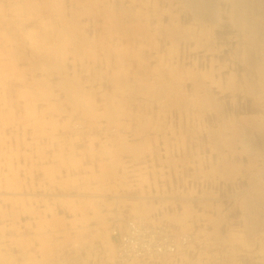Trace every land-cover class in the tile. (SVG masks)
I'll return each instance as SVG.
<instances>
[{"label":"rangeland","instance_id":"obj_1","mask_svg":"<svg viewBox=\"0 0 264 264\" xmlns=\"http://www.w3.org/2000/svg\"><path fill=\"white\" fill-rule=\"evenodd\" d=\"M32 1L0 0V17H5L4 20H0V43L2 42L0 45L4 44V36H7L10 60L14 62L9 67V78L7 81L8 104L5 109L2 63V51L4 49H2L3 45L0 46V230H2V217L5 208L3 198L7 195L10 200L6 206L9 210V215L10 217L16 216L15 219L9 220L10 231L8 235L15 237L18 232L22 238L19 245L9 246L7 255H5L2 242H0V253L2 254L0 255V264H4L5 259L10 264H22L23 261L30 260V249L32 248L31 233L34 231L32 227L38 224L37 220L39 218L34 212H38L43 219L47 216L46 214L50 216L56 215L61 218L59 223L63 221L69 223L68 221L73 216L77 217L69 211H104L105 214L102 215L110 222L114 217L119 219H114L113 222L115 220L123 222L124 219L125 222H129L130 220H127L128 217H136L138 215L150 221L172 224L174 228L182 227L183 231H190L191 234L188 239L190 240L191 238L190 241L192 242H186L180 253L183 250V253H185L184 257H187V259L196 257L204 261L205 264H264V254L260 255V251L256 247L243 245V234L239 232L241 226L244 228L251 227L248 215H253V212L245 211L246 208L257 206L253 199L244 200L245 193L244 191L241 192V189L248 184L246 179L220 178L218 177V172L211 173L210 170L209 172L217 177L207 176L206 178V174L200 173L199 177L195 176L194 178L192 177V172L194 174L196 170L198 171L195 167L174 168L164 162L159 163L160 159H170L181 155L190 156V152L179 153L175 146L171 147L170 152H165L163 147L152 152L151 148L149 151H143L137 156L132 155L128 151L116 153L112 148L108 150L105 148V151L103 148L100 152L96 151V159L93 155L77 150L76 146L80 139H78V134L74 130H67L68 126L64 124V113L69 117H71V114L75 115L74 118L78 117L72 112L70 105L62 99L61 90L53 85L59 81L58 73H51L46 77L45 74L47 73L41 72V70L36 71L29 67L37 60H45L33 55L32 48L35 47L39 51L42 48L49 47L53 51L59 50L62 48L61 44H63L64 35L62 32L68 30L69 25L65 27L63 23L53 20L54 17L52 16L57 15L54 9L50 13L52 18L47 22L44 16L48 14L50 8H33V5H31ZM52 1L54 2V0ZM60 1L56 0L55 2L57 4L61 3L64 6L61 7L63 12H67L70 15L71 11H73V8H71V5H74L72 4L73 1ZM102 1L103 6L106 5L99 7H103L104 15L94 14L97 18H94V15L88 12L84 13L82 10L80 12L79 7L76 6L80 20L78 30L85 32L89 38H95L97 32L101 33L100 36H104L103 28L99 29L98 23L96 24L95 22H103L105 24L106 16L112 15L110 7L112 5L117 7L114 4L116 0ZM185 1L191 3L192 0ZM195 1L208 2L210 7L214 8L212 10L215 12L213 15L216 17V22L211 30L213 49H195L191 58H195L198 61V67L200 68L208 67L209 69H214L215 78L222 82H225L228 74L237 73L236 78L240 77L238 79L240 80V87L235 90L229 91V89L219 84L213 88L215 107L201 115L205 121L200 119L198 126L201 129L204 126L203 123L207 121L209 126L217 128L220 127L219 123L228 121V123L225 122L228 132L233 126L237 129L234 128L232 131L234 136H231L234 138L230 136V142L234 143L235 146H239L241 143L253 148L259 146L257 148L258 150L261 148L262 152L257 160L258 166L259 164L262 165L261 159H264V80H261V78L262 76L264 77V74L262 75V72L264 73V0ZM61 9L60 13L64 14ZM38 19H40V23H38ZM21 20L23 24L19 23ZM9 31L14 33L16 37H14V40L8 36ZM12 47H16V49H12ZM92 49H94V45ZM19 53H22L21 57ZM261 68L263 71L260 70ZM26 77L28 79L46 78L47 84L53 85L55 94H58L56 97L61 98L60 102L62 104L65 103L68 112H48L46 110L47 98L45 95L40 94L42 86L38 88L30 85L25 86ZM47 87L45 88L47 89ZM261 95H263L262 98ZM5 114L8 117L7 127H5ZM186 122L185 120H175L176 128L179 132H181V123ZM56 123L58 126L55 125ZM55 131L56 134H54ZM229 134L231 133L229 132ZM101 135L104 136L103 133ZM5 137H7V168L4 166ZM71 137L74 139L72 140L73 142L70 140ZM178 137L177 139L174 136H170L169 143H179L177 148H180L182 143L185 145L191 143L189 136L185 137L184 142H182L180 136ZM125 138L127 139V136ZM65 140H68V142ZM199 140H202L199 141L200 143L206 142L205 132L199 136ZM192 142L196 141L192 140ZM216 143L225 144L226 142L222 139H216ZM73 147L75 150H72V152L79 159L74 164H71L73 166H70L69 161L67 162L66 160V154ZM98 148L96 146V149ZM107 153L108 155H106ZM114 153L119 157L118 161L115 162L111 161V154L114 155ZM86 158L89 161L93 160V164H88L89 161ZM247 158L244 157V160ZM109 162L114 164L112 167L113 173L107 168L110 164ZM222 170L225 174L227 173L225 169ZM90 171L98 174L96 179H91L92 183L91 181L90 183L86 182L87 173ZM199 171L201 172L200 169ZM215 171L217 170L215 169ZM5 173L8 174L9 180L16 182L14 186L21 188L20 191H9L8 193L3 191ZM56 173L59 175H56ZM108 173L112 176H109ZM263 173L264 170L260 172V174ZM79 175L84 178H79ZM49 177H54L57 180L64 178L68 182V186L64 189H57L54 193L23 190L29 185L38 187L41 181L47 184ZM71 177L78 178V182H74ZM204 189L210 190L212 195L210 199L202 198ZM30 197H42L47 203L41 202L30 207L25 205L21 208L15 201L19 198L26 199ZM256 202L260 203L257 206V210L261 209L262 204L264 209V200L259 199ZM217 205L219 207L218 210L224 211L225 215V221L220 226L223 235V239L220 242L227 240V238L231 241L226 246V249H221L216 244H213L214 240L220 237V233L218 231L216 233L215 231H210L211 228L206 221L203 219H199L198 222H196V219L195 222L191 221V211H206V209L214 211ZM47 206H49L50 211L44 210ZM137 210L145 213L139 214ZM48 211L49 213H47ZM168 213L171 218L166 216ZM154 216L160 219L156 220ZM212 217L217 218L208 216L207 220L211 224L217 225L218 220L214 222ZM125 227L119 225L116 228L117 234H112L119 236L118 244L120 243L121 235L128 229L127 226ZM240 231L243 232V230ZM161 258L165 259L166 256H161ZM152 259H155V257L145 260ZM126 260H122L124 262L120 261L119 264L132 262L127 258ZM157 260L156 264L174 262V260L169 261L170 258L162 260V262L158 258ZM176 262H178V259Z\"/></svg>","mask_w":264,"mask_h":264},{"label":"crops","instance_id":"obj_2","mask_svg":"<svg viewBox=\"0 0 264 264\" xmlns=\"http://www.w3.org/2000/svg\"><path fill=\"white\" fill-rule=\"evenodd\" d=\"M121 1H123L122 2L123 7L126 10L129 9L131 12H130V15L129 13L124 15V18L123 16L122 18L121 17L117 18L118 20L117 22H118L120 29L118 33L113 34V36H111L112 37L111 43H112V46L114 47L113 56L110 55L109 57L106 58L103 56L102 53H97L94 57H89V58L85 57L83 59L77 58L74 62L70 61L72 60V58L68 56L67 69L69 70V72L76 71L77 75L80 78V81L84 84L85 89L93 90V92L95 93V98H96L95 103L97 104L96 109L98 112H101V114L105 106L104 101L101 100L103 93L109 94L110 96L118 99L117 101H115L116 105H119L120 108H125L126 112L122 113L123 115L117 114L115 112L112 115V119L121 123L120 128L123 132H125L122 134H125V136H127V139L125 138V140L128 143H130V147L134 146L135 144H136L135 146L140 145L139 147L140 150L138 151L139 153L143 151H148L151 148H152L151 151L154 152L157 149H161V147H163L165 151L166 149L164 147L165 140H163V137L167 136V143L168 145H170L169 146L170 150L172 146H175L176 150L179 151V153L183 154V152H190V156H192L193 158L187 155L185 158V156L181 155L179 158L178 156L173 157L175 160L174 161L175 163H170L169 161H167L168 160L167 158H165L164 160L160 159L159 163L164 162L168 166H172L174 168L183 167V166L184 167H195L196 169H198V171L196 170L194 174L192 172V177L194 178L195 176L199 177L200 173L206 174L205 176L206 178L207 176L217 177V176L212 175L209 172V170L212 167L222 168L223 166L222 164L224 163L220 162L221 165L219 166V161L225 162L223 161V159H226L225 167L234 163L235 166H238L240 168V172L237 174L234 173L231 175L229 174L227 175L222 170L223 168L222 169L219 168L221 171L218 172L219 174L218 177L233 178L235 176L234 178L246 179L248 181V184L246 183L247 185L243 186V188L241 189V191L245 192L244 200L247 201L248 198H250L249 200L253 199L255 200V203L257 204V206H259L260 203L256 202V200H259L261 198H262L261 200H264V195L257 196L255 193H253V190L258 183L257 181L258 177H256L257 171H255V169L251 166L252 163L249 161V156H248L249 154L247 155L246 152L242 150L243 146L241 144L239 146L231 145L233 146L232 147L233 150L230 151L227 146L222 144V146L220 145L221 148L219 147V150H216V147H217V146L215 147L216 142L214 143V138L212 137L211 131L208 132V130L212 129L211 127L208 126L207 124L208 122L207 121L204 122L203 123L204 126L201 129L198 126V121L200 119L202 120L204 119L201 116H200L201 118L200 117L198 118L197 108L190 101L191 98L196 95L195 86H194L195 80L190 81L189 78H186L183 81H181L182 79H180V82H178L175 76L172 77L173 79H171L173 89L181 90L184 94L185 99L187 96V101H188L186 102V104L188 103L187 108H186L187 110L186 112L188 113L187 116H185V114L181 115L180 111H184V109H178L175 106H173L172 103L170 104L169 101L171 100V98L170 100L166 101V98L164 97L166 93H164L162 89L161 90L159 89L158 84H157V89L155 91L148 92V88L153 87V83L155 81H156L155 83L159 82L158 80H156L159 78L157 76L158 72L159 71L163 72L164 69L165 71L167 69L166 71L167 76L164 78V81L165 79L170 78V74L168 73L171 69L174 71L176 70L180 71L183 67L184 68L188 67V68H193L196 72L199 70H204V69L208 70V67H201V68L198 67V61L195 58H191V55L194 53L195 49H199V48L206 49V47L203 46V44H209L207 43V41L210 42V40H212L211 30L213 28V25L216 22V17L215 15H213V13L215 12H213L212 10L214 8L210 7L208 2L207 3L205 1L199 2L195 0H192L191 3H189L188 1L186 2L185 0H116V2H121ZM126 7H129V8H126ZM139 10H141L140 11L141 16L135 15L137 12H139ZM147 20H148V24H147ZM170 24L175 27L177 32L171 31L167 33L163 31L165 27L169 26ZM160 30H162L163 32ZM186 30H189L190 32H192V34L194 33L193 34L194 38H188L190 34L189 32H186ZM97 33H96L97 36L101 35V33L100 34H97ZM155 33H157L158 35ZM161 34L162 35L165 34V35L162 36ZM175 36H176V39H175ZM182 37H184L185 40H183L184 38ZM186 37L188 40L186 39ZM107 38L106 40L110 39V38L108 39ZM178 40L179 42H177ZM198 42H200L201 44L199 45ZM171 46L173 48H176L177 51L175 49L169 50ZM144 52H148V53H144ZM122 53L123 55H120ZM114 55H116V57H114ZM133 55L134 56L136 55V56L132 57ZM116 60L118 61L116 62ZM147 63L149 66L147 65ZM176 66L177 68H175ZM142 74L144 77L142 76ZM143 78H145V80H143ZM126 79H127V82L125 81ZM146 80H149V81H146ZM176 83H179L180 85L179 84L177 85ZM131 84L132 86H130ZM139 84H141L142 86L141 85L139 86ZM175 86L176 88H174ZM146 87L148 88L146 89ZM214 87H215L214 85H211V88H210V92L212 93L213 96H214V93H213ZM115 88L119 90L120 89L124 90L123 99L119 97L120 94H117L115 92ZM145 89H146V92L144 93ZM140 93L143 94V96ZM159 93H160V96H158ZM146 96H147V99L145 100ZM125 97H126V100H125ZM165 102H168L169 105L165 106L164 104ZM127 111H128L129 116L127 114ZM191 111H192V114H191ZM208 111H209L208 109H204L202 114L207 113ZM117 116H119V118ZM64 118H65L64 121L66 122L69 121L67 120L69 118H67V114L65 113H64ZM133 118H135L136 120ZM141 118L143 119L141 120ZM104 119L106 118L99 117L98 120L96 121L101 120L102 122V120ZM183 119L187 122L181 123V132H179L178 129L176 128L175 120L184 121ZM143 122L148 123L147 126L149 125L150 126L149 127L146 126V128L142 130L141 124H143ZM97 128L98 127L96 124L94 125L92 124L90 128L79 133L78 139L80 140L76 146L77 150L93 155L95 159L97 158V155H96L97 150L98 152L102 151L103 148H104V151H105V148L108 150L111 148L112 143H113L111 142L112 139H107L108 138L107 136L102 137L103 135H101V132ZM159 128L161 129L159 130ZM145 130H147L148 132ZM184 131L190 132L189 133L190 140H191L190 144L185 145L182 143V145L180 144V148H177V146H179L178 144L169 143L170 136H174L178 139V136L181 137V134L185 133V136L188 137V135ZM203 132H205L206 134L207 143L205 141L203 143L199 142V141H202V140H199V136L203 134ZM70 140L71 142H73L72 140L74 139L71 137ZM192 140H195L198 143L196 144V142H192ZM65 141L68 142V140H65ZM148 141H150L149 144L151 148L146 147L148 146ZM96 146H98L99 148L96 149ZM234 147L236 150L234 149ZM112 149L115 150L116 152L117 150L119 152L123 151V150L118 149V146L116 144H113ZM70 150L71 151L66 154L68 156V157L66 156V160L67 162L69 161L70 166H73L71 164H74V162H77L79 157L77 158L74 152H72V150H75L74 147L73 149H70ZM237 151L238 152L240 151L239 152L240 154ZM128 152L134 156H137L139 154V153L136 154V152L134 153V149L129 150ZM244 157L246 158L248 157V158L244 160ZM173 158H170V159H173ZM90 163L93 164V160L89 161L88 164ZM256 164L258 165V161ZM250 166L251 168H249ZM201 168L205 170H202ZM199 169L201 170V172L199 171ZM97 176H98L97 172H94V171L88 172L86 176L87 178L86 182L90 183L91 179H96ZM78 177L82 179L84 178L82 175H79ZM261 177L264 180V173L262 174ZM71 179L74 182H78V178L71 177ZM204 190L202 191V193L203 194L205 193V194L202 196V198L210 199V197L212 196L210 190L208 189H204ZM251 190H252V193H251ZM246 195L247 196L249 195V196L247 197ZM262 205L260 207L261 208L260 210H257V206L256 207L251 206V208H246L245 211L253 212V215H248L249 217L248 219L250 221L251 227L244 228L241 226V228L239 229V232L243 234V239H242L243 245L248 246V247H256V249H259L260 255L264 254L263 253L264 252V221H263L264 220L263 218L264 209L262 208ZM218 208L219 207L217 205L215 206L214 211H209L208 209H206V211H191L190 216H191V221L195 222V219H196V222H198L199 219H203L204 221H206V223L211 228L210 231H215V233L216 231H218L220 233L219 234L220 237L218 239H215L213 244H216L221 249H226V246H228V244L231 241L229 240V238H227V240L220 242V240L223 239V235L221 233L222 229L220 226L225 221V215H224V211H220L218 210ZM44 210L50 211L49 206L45 207ZM49 211L47 213H49ZM69 212L73 213V215H76L78 218L73 216L68 221L69 223H65L64 221L59 223V220H61L60 217L56 215L50 216L46 214L47 216L44 218V220L48 221L49 224L47 225L37 224L35 225V227H32L34 231L33 233H31L32 248L30 249L31 258L29 261L34 262V264H117L115 262V252H116L119 236L118 235L114 236L111 234L110 232L111 223L107 218L104 217V215H102V214H105V212L104 211H69ZM166 216L171 218L169 213L166 214ZM175 216H178V215H175ZM208 216L217 217L218 224L217 225L211 224L207 220ZM155 218L157 220L159 217L158 218L155 217ZM243 219H244V216H243ZM240 230H243V232H241ZM179 254L174 258V262H170L169 264H205L204 261H201L196 257L187 259V257H184L185 253L181 252ZM181 254L183 255L181 256ZM177 259H178V262H176ZM128 264H139V263L130 262ZM162 264H168V263L165 262Z\"/></svg>","mask_w":264,"mask_h":264},{"label":"bare ground","instance_id":"obj_3","mask_svg":"<svg viewBox=\"0 0 264 264\" xmlns=\"http://www.w3.org/2000/svg\"><path fill=\"white\" fill-rule=\"evenodd\" d=\"M56 0H54V2L52 1V0H33L32 2H31V5H33V8L34 7H37V8H40V9H45V8H47V9H49V11H48V14L46 15V16H44L45 18H46V21L48 22L49 20H50V18H52V17H54L53 18V20L55 21V22H61V23H63L64 25H65V27H66V25H69L68 26V30H64L62 33H63V35H64V37H63V44H61V46H62V48H60L59 50H55V51H53V49H50V47L49 48H42V49H40V51H39V49H37V48H35V47H33L32 49H33V55H35V56H38V57H40V58H44L45 60H40V61H36V62H33L29 67H31L32 69H34V70H36V71H38V70H41V72H45V73H47V74H45L46 75V77H47V75H49V74H54V73H58V76H59V81H57V83L56 84H53L54 86H56L57 88H59L60 90H61V92H62V99L63 100H65L69 105H70V108H71V110H72V112L74 113V114H76V116L78 117V118H74V116L75 115H70L72 118H70L69 116H67V118H69V119H67V120H69L68 122H64V124L65 125H67L68 126V128H67V130L69 129H71V130H74L75 131V133H77V134H79V133H81L82 131H85L86 129H88V128H90L91 126H92V124L94 125V124H96L97 125V129L100 131L101 130V133H103L104 134V136H107L108 138L107 139H112V141L111 142H113L112 143V146H113V144H116L117 146H118V149H120V150H125V151H129V150H132V149H134V153L136 152V154H138L139 152V147H140V145L138 146H132V147H130V143H128L126 140H125V134H122V133H125V132H123L122 130H121V128H120V126H121V123L120 122H118V121H116V120H113L112 119V115L116 112L117 114H122V113H124V112H126V110H125V108H120L119 107V105H116V103H115V101H117L118 99H116V98H114V97H112V96H110L109 94H104L103 93V95H102V101H104V110L102 111V114H101V112H98L97 111V104L95 103V93L93 92V90L92 89H85V86H84V84L80 81V78H79V76L77 75V72L76 71H73V72H69V70L67 69V61H68V56H70L71 58H72V60H70V61H72V62H74L77 58L78 59H83V58H85V57H94L97 53H102L103 54V56L104 57H109L110 55H112L113 56V52H114V47L112 46V43H111V36H113V34H116V33H118V31H119V25H118V20H117V18L118 17H121L122 18V16H123V18H124V15H126L127 13H129V15H130V10L129 9H125L124 7H123V1H121V2H114V4L115 5H117V7H115V6H113L112 5V7H110L111 8V11H112V15H107L106 17H107V20L105 21V24L103 23V22H95L96 24L98 23V27H99V29L100 28H103V34H104V36L102 37V36H96L95 38H89L88 36H86V33L85 32H82L81 30H78V28H79V24H80V20H79V16H78V11L76 10V6H78L79 8V11L80 10H82L84 13H86V12H88V13H90L91 15H94V14H96V13H98V14H96V15H104V12H103V7L106 5H104L103 6V1L102 0H72L73 1V3L72 4H74V5H71L72 7L71 8H73V11H71V14L69 15V14H67V12H63V9H61V7H64V6H62V4L61 3H59V4H57L56 2H55ZM60 1V0H59ZM17 2H18V0H17ZM53 2V3H52ZM61 2V1H60ZM140 2V1H139ZM56 3V4H55ZM136 3V2H135ZM1 4V3H0ZM150 4V3H149ZM169 4V3H168ZM11 5H12V3H11ZM14 5V4H13ZM44 5H48V7H44ZM136 5V4H135ZM141 5V4H140ZM146 5V4H145ZM192 5V4H191ZM14 6H16V5H14ZM99 6H103L102 8L101 7H99ZM142 6H144V5H142ZM194 6V5H193ZM131 7V6H130ZM146 7V6H145ZM126 8H129V7H126ZM132 8H133V6H132ZM52 9H54L56 12H57V15L56 16H50V13H51V11H52ZM60 9H61V11L64 13V14H61L60 13ZM32 10V9H31ZM82 11H80V12H82ZM114 11H115V15H114ZM141 10H139V12H137L135 15H137V16H141V12H140ZM33 13V12H32ZM36 13V12H35ZM105 13H106V11H105ZM171 13V12H170ZM96 15H94V18L96 17L97 18V16ZM152 15V14H151ZM156 15V14H155ZM171 15V14H170ZM174 15V14H173ZM130 17V16H129ZM168 17V16H167ZM132 18V17H131ZM149 18V17H148ZM169 18V17H168ZM5 19V17L3 18V16H1L0 17V20H4ZM108 19H110L109 21H108ZM127 19V18H126ZM129 20V19H128ZM154 20H156V19H154ZM202 20V19H201ZM38 21V23H40V19H38L37 20ZM133 21V20H132ZM4 22V21H3ZM42 22V21H41ZM130 22V21H129ZM173 22V21H172ZM19 23H22V20H21V22H19ZM135 23V22H134ZM23 24V23H22ZM120 24V23H119ZM147 24H148V20H147ZM19 25V24H18ZM95 25V24H94ZM34 26V25H33ZM125 26H127V25H125ZM137 26V25H136ZM147 26V25H146ZM149 26V25H148ZM159 26V25H158ZM180 26V25H179ZM18 27V26H17ZM19 27H21L20 25H19ZM129 27H130V25H129ZM134 27V26H133ZM138 27V26H137ZM145 27V26H144ZM23 28V27H22ZM128 28V27H127ZM144 29V28H143ZM9 30V29H8ZM135 30V29H134ZM146 30V29H145ZM151 30V29H150ZM179 30H181V29H179ZM178 30V31H179ZM209 30V29H208ZM11 31V30H10ZM9 31V32H10ZM34 31V30H33ZM127 31H129V30H127ZM140 31V30H139ZM159 31V30H158ZM160 31H162V30H160ZM164 32H167V33H169V32H171V31H176V29H175V27L173 26V25H169V26H167V27H165V29L163 30ZM162 31V32H163ZM202 31V30H201ZM131 32V31H130ZM135 32V31H134ZM138 32V31H137ZM141 32V31H140ZM161 32V33H162ZM177 32V31H176ZM186 32H189V37L188 38H194V33L192 34V32H190L189 30H186ZM4 33V32H3ZM119 33H121V32H119ZM142 33V32H141ZM140 33V34H141ZM175 33V32H174ZM99 34V33H98ZM155 34H157V33H155ZM203 34V33H202ZM133 35V34H132ZM158 35V34H157ZM162 35V34H161ZM165 35V34H164ZM164 35H162V36H164ZM177 35V34H176ZM12 40H14V33L13 32H10L9 33V35H8ZM124 36V35H123ZM170 36V35H169ZM173 36V35H172ZM183 36V35H182ZM5 37V36H4ZM107 37H109L110 39H108ZM129 37V36H128ZM16 38V37H15ZM106 38L108 39V40H106ZM130 38V37H129ZM169 38V37H168ZM182 38H184V37H182ZM200 38H202V37H200ZM172 39V38H171ZM174 39V38H173ZM175 39H176V36H175ZM186 39H187V37H186ZM10 40V39H9ZM148 40V39H147ZM146 40V41H147ZM179 40H180V38H179ZM179 40L177 41V42H179ZM183 40H185V38L183 39ZM188 40V39H187ZM11 41V40H10ZM117 41V40H116ZM127 41V40H126ZM138 41V40H137ZM194 41V40H193ZM124 42V41H123ZM183 42H185V41H183ZM197 42V41H196ZM2 43V42H1ZM0 43V44H1ZM118 43V42H117ZM121 43V42H120ZM199 43V45L201 44L200 42H198ZM197 43V44H198ZM207 43H209V44H203V46H205L206 47V49L207 50H212L213 49V44L211 43V40H210V42L209 41H207ZM15 44H16V41H15ZM126 44V43H125ZM2 45H4V44H2ZM2 45H0V46H2ZM94 45V49H92V46ZM181 45V44H180ZM198 45V46H199ZM34 46V45H33ZM126 48V47H125ZM2 49H4V48H2ZM12 49H16V47L15 48H13L12 47ZM132 49V48H131ZM130 49V50H131ZM150 49V48H149ZM176 50V48H173L172 46L169 48V50ZM178 49V48H177ZM119 50V49H118ZM123 50V49H122ZM177 51V50H176ZM1 52V51H0ZM2 53H3V51H2ZM144 53H148V52H144ZM130 54H131V52H130ZM134 54V53H133ZM120 55H123V53L122 54H120ZM119 55V56H120ZM178 55V54H177ZM19 56L21 57L22 56V53H19ZM136 56V55H135ZM134 55L132 56V57H135ZM173 56V55H172ZM114 57H116V55H114ZM123 57V56H122ZM125 57V56H124ZM101 58V57H100ZM97 59V58H96ZM112 59V58H111ZM116 59V58H115ZM125 59V58H124ZM126 59H127V57H126ZM29 60H31V59H29ZM67 60V61H66ZM87 60H89V59H87ZM119 60V59H118ZM118 60H116V62L118 61ZM132 60V59H131ZM130 60V61H131ZM149 60V59H148ZM97 61V60H96ZM103 61V60H102ZM121 61V60H120ZM144 61H145V59H144ZM82 62V61H81ZM115 62V61H114ZM113 62V63H114ZM122 62H124V61H122ZM3 63V62H2ZM14 63V62H13ZM16 63V62H15ZM94 63V62H93ZM101 63V62H100ZM127 63V62H126ZM168 63V62H167ZM173 63V62H172ZM103 64V63H102ZM115 64V63H114ZM123 64V63H122ZM104 65V64H103ZM125 65V64H124ZM147 65H148V63H147ZM169 65V64H168ZM260 65V64H259ZM116 66V65H115ZM149 66V65H148ZM147 66V67H148ZM182 66V65H181ZM83 67H84V65H83ZM89 67V66H88ZM175 68H177V66L175 67ZM182 68V67H181ZM27 69V68H26ZM110 69V68H109ZM128 69V68H127ZM148 69V68H147ZM163 69V68H162ZM174 69V68H173ZM25 70V69H24ZM138 70V69H137ZM159 70V69H158ZM260 70H262V68L260 69ZM21 71V70H20ZM27 71V70H26ZM164 71H165V69H164ZM161 72V71H159L158 72V79H156V80H158L159 82L158 83H153V87H146V89L148 88V92L149 91H155L156 89H157V84L159 85V89L161 90L162 89V91H164V93H166L165 95H164V97L166 98V101L167 100H170V98H171V100L169 101L170 102V104L172 103L173 104V106H175L176 108H178V109H184V111H180L181 112V115H184L185 114V116H187V110H186V108H187V105H188V103L186 104V102H188L187 101V96H186V99L184 98V94H183V92L181 91V90H176V89H173V86H172V82H171V79H173L172 77H176L177 78V80H178V82H180V79H182L181 81H183L184 79H186V78H189L190 79V81L191 80H195L194 82V86H195V93H196V95L194 96V97H192L191 98V102L193 103V105L197 108V111H198V118L202 115V113H203V111H204V109H208V110H211V109H214V105H215V97L212 95V93L210 92V88H211V85H214L215 87L219 84L220 86H222V87H225V88H227V89H229V91L230 90H235V89H237L238 87H240V80H238L239 78H236L237 77V73H232V74H228V76H227V79L225 80V82H222V81H220V80H217L216 78H215V74H214V69H209L208 68V70L207 69H204V70H199V71H195L193 68H182L180 71H174V70H170L169 71V73L168 74H170V78L169 77H167V78H169V79H165V81H164V78L167 76V69H166V73L165 72ZM263 71V70H262ZM120 72V71H119ZM128 72V71H127ZM138 72V71H137ZM20 73V72H19ZM108 73V72H107ZM129 73V72H128ZM136 73V72H135ZM139 73V72H138ZM112 74V73H111ZM264 73L262 72V75H263ZM120 76H122V75H120ZM132 76V75H131ZM140 76V75H139ZM142 76H143V74H142ZM119 77V76H118ZM144 77V76H143ZM147 77H148V75H147ZM24 78V77H23ZM141 78V77H140ZM263 78V79H262ZM262 78H261V80H264V77L262 76ZM26 79V83L24 84L25 86H27V85H30L31 87H33V86H35L36 88H38L39 86H42V92L40 93V94H43V95H45L46 96V98H47V108H46V110L48 111V112H51V113H55V112H66L67 110H66V106H65V103L64 104H62L61 102H60V99L61 98H57L56 96L58 95H56L55 94V91L53 90V85H51V84H47V82H46V78H44V77H40L39 79H33V78H31V79H28V77H26L25 78ZM119 79V78H118ZM147 79V78H146ZM250 79V78H249ZM48 80V79H47ZM141 80V79H140ZM143 80H145V78H143ZM242 80V79H241ZM25 81V80H24ZM122 81V80H121ZM126 82H127V79L125 80ZM124 81V82H125ZM142 81V80H141ZM146 81H149V80H146ZM185 81H187V80H185ZM174 82V81H173ZM207 82H209V83H207ZM253 82V81H252ZM251 82V83H252ZM256 82V81H255ZM146 83H148V82H146ZM124 84V83H123ZM177 85L179 84V83H176ZM253 84V83H252ZM45 85H47V86H45ZM138 85V84H137ZM141 84H139V86H140ZM164 85V86H163ZM180 85V84H179ZM130 86H132V84L130 85ZM138 86V87H139ZM142 86V85H141ZM191 86V85H190ZM45 87H47V89L45 88ZM165 87V88H164ZM52 88V89H51ZM140 88V87H139ZM143 88H144V86H143ZM174 88H176V86L174 87ZM220 88V87H219ZM218 88V89H219ZM141 89V88H140ZM146 89H145V91H144V93L146 92ZM191 89V88H190ZM133 90V89H132ZM193 90H194V88H193ZM254 90V89H253ZM124 90H119V89H116L115 88V92L117 93V94H120V98L121 99H123L124 98V92H123ZM136 91V90H135ZM171 93H170V92ZM222 91V90H221ZM185 92V91H184ZM225 92V91H224ZM233 92H235V91H233ZM257 92V91H256ZM255 92V93H256ZM263 92H264V90H263ZM31 93H33V92H31ZM154 93V92H153ZM192 93H193V91H192ZM34 94V93H33ZM35 94H37V93H35ZM130 94V93H129ZM132 94V93H131ZM141 94V93H140ZM150 94V93H149ZM169 94V95H168ZM264 94V93H263ZM38 95V94H37ZM142 96H143V94H141ZM140 95V96H141ZM162 95V94H161ZM174 95V96H173ZM183 95V96H182ZM136 96V95H135ZM148 96V95H147ZM147 96H146V98H145V100L147 99ZM158 96H160V93H159V95ZM171 96V97H170ZM132 97H134V96H132ZM150 97H151V95H150ZM263 97V95H261V98ZM33 98V97H32ZM44 98V97H43ZM164 98V99H165ZM125 100H126V97H125ZM142 100V99H141ZM156 100V99H155ZM262 100V99H261ZM151 101V100H150ZM165 101V100H164ZM163 101V102H164ZM64 102V101H63ZM190 102V103H191ZM95 103V104H94ZM115 106H113V105ZM165 104V106H168L169 105V103L168 102H165L164 103ZM219 105V104H218ZM36 107V106H35ZM28 108V107H27ZM117 109V110H116ZM175 109V108H174ZM129 110V109H128ZM11 112V111H10ZM37 112V111H36ZM184 112V113H183ZM190 112V111H189ZM209 112V111H208ZM47 113V112H46ZM130 113V112H129ZM127 114H128V111H127ZM132 114V113H131ZM135 114V113H134ZM143 114V113H142ZM191 114H192V111H191ZM52 115V114H51ZM50 115V117H52ZM56 115V114H55ZM123 115V114H122ZM147 115V114H146ZM180 115V116H181ZM46 116H47V114H46ZM128 116H129V114H128ZM127 116V117H128ZM132 116V115H131ZM134 116V115H133ZM195 116V115H194ZM1 117V116H0ZM48 117H49V115H48ZM99 117H103V118H106V119H104V120H102V122H101V120L100 121H96V120H98V118ZM116 117V116H115ZM118 118H119V116H117ZM122 117V116H121ZM135 117V116H134ZM251 117V116H250ZM8 118V117H7ZM117 118V119H118ZM152 118V117H151ZM191 118V117H190ZM226 118V117H225ZM52 119H53V117H52ZM71 119V120H70ZM133 119H135V118H133ZM143 118H141V120H142ZM253 119V118H252ZM43 121H45L44 119H42ZM73 120V121H72ZM95 120V121H94ZM136 120V119H135ZM184 120V119H183ZM219 120H221V119H219ZM228 120V119H227ZM254 120V119H253ZM257 120V119H256ZM1 121V120H0ZM41 121V120H40ZM166 121V120H165ZM240 121V120H239ZM242 121V120H241ZM34 122V121H33ZM56 122V121H55ZM217 122V121H216ZM225 122L226 121H223V122H221V123H219V125H220V127H217V128H214V127H212V126H209V127H211L212 129H210V130H208V132L209 131H211V133H212V137L214 138V143L216 142V139H218V140H225V146H227L228 148H229V150L231 151V150H233L232 149V147L233 146H231V142H230V136L231 135H233L232 134V131L234 130V126H233V128H232V126H231V128L232 129H230L229 130V132L231 133V134H229V132H228V129L226 130V125H225ZM252 122V121H251ZM34 123H36V122H34ZM41 123V122H40ZM122 123H124V122H122ZM158 123V122H157ZM226 123H228V121L226 122ZM237 123V122H236ZM41 124H43V123H41ZM45 124V123H44ZM135 124V123H134ZM147 124L148 123H145V122H143V124H141L142 126H141V129L143 130L144 128H146V126H147ZM213 124V123H212ZM55 125H57V123L55 124ZM138 125V124H137ZM188 125V124H187ZM233 125V124H232ZM234 125H237V124H234ZM58 126V125H57ZM150 126V125H149ZM149 126H147V127H149ZM47 127V126H46ZM51 127V126H50ZM96 127V126H95ZM57 128V127H56ZM55 128V129H56ZM93 128V127H92ZM195 128V127H194ZM39 129V128H38ZM37 129V130H38ZM44 129V128H43ZM138 129V128H137ZM148 129V128H147ZM161 128H159V130H160ZM163 129V128H162ZM236 129V128H235ZM70 130V131H71ZM133 130V129H132ZM166 130V129H165ZM185 130V129H184ZM237 130V129H236ZM39 131V130H38ZM90 131V130H89ZM134 131V130H133ZM145 131H147V130H145ZM152 131V130H151ZM157 131V130H156ZM173 131V130H172ZM171 131V132H172ZM183 131V130H182ZM138 132V131H137ZM141 132V131H140ZM148 132V131H147ZM150 132V131H149ZM163 132V131H162ZM170 132V131H169ZM184 132H186V131H184ZM50 133V132H49ZM136 133V132H135ZM146 133V132H145ZM165 133V132H164ZM174 133V132H173ZM190 132H186V134L190 137V134H189ZM235 133V132H234ZM54 134H56V131H55V133ZM85 134V133H84ZM137 134V133H136ZM83 135V134H82ZM175 135V134H174ZM192 135V134H191ZM236 135V134H235ZM1 136V135H0ZM103 136V137H104ZM234 136V135H233ZM241 136V135H240ZM139 137V136H138ZM146 137V136H145ZM149 137V136H148ZM185 133H183V134H181V137H180V139L182 138V142H184V139H185ZM232 137V136H231ZM236 137V136H235ZM2 138V137H1ZM4 138V137H3ZM179 138V137H178ZM187 138V137H186ZM232 138H234V137H232ZM154 140V139H153ZM163 140H165V142H164V147L166 148L165 149V151L166 152H169V150H170V148H169V146L170 145H168V143H167V136L165 137H163ZM177 140V139H176ZM187 140V139H186ZM190 140V139H189ZM188 140V141H189ZM234 140V139H233ZM131 141V140H130ZM151 141V140H150ZM150 141H148V146H146V147H148V148H151V146H150V144H149V142ZM241 141V140H240ZM239 141V142H240ZM4 142V141H3ZM137 142V141H136ZM143 142V141H142ZM236 142V141H235ZM213 143V142H212ZM139 144V143H138ZM176 144H179V143H176ZM234 144V143H233ZM232 144V145H233ZM5 145V144H4ZM214 145V144H213ZM220 145L222 146V144L221 143H215V147H216V150H219V147H220ZM223 145V146H224ZM241 145L243 146V148H242V150L244 151V152H246V154L249 156V161L252 163L251 164V166L255 169V171H257V176L256 177H258L257 178V181H258V183H257V185L255 186V188H254V190H253V193H255L257 196H262V194H263V192H264V180H263V178L261 177L262 176V174H260V172L262 171V170H264V159H261L262 160V165H260L259 164V166L256 164L257 163V159H258V156H259V158H260V154H261V148H259V150H258V148L257 147H259V146H256L255 148H253V147H250V146H248V145H246V144H242L241 143ZM112 146H111V148H112ZM155 146V145H154ZM234 146H235V144H234ZM14 148V147H13ZM221 148V147H220ZM226 148V147H225ZM115 149V148H114ZM234 149H235V147H234ZM117 150V149H116ZM189 150V149H188ZM194 150V149H193ZM215 150V149H214ZM236 150V149H235ZM17 151H19V150H17ZM149 151V150H148ZM110 152V151H109ZM113 152V151H112ZM119 151L117 150V152L116 153H118ZM197 152V151H196ZM195 152V153H196ZM238 152V151H237ZM240 152V151H239ZM238 152V153H239ZM15 153V152H14ZM17 153H19V152H17ZM106 153V152H105ZM104 153V154H105ZM187 153V152H186ZM231 153V152H230ZM232 153H234V152H232ZM170 154V153H169ZM168 154V155H169ZM182 154V153H181ZM192 154V153H191ZM226 154V153H225ZM240 154V153H239ZM106 155H108V153L106 154ZM193 155V154H192ZM263 155V154H262ZM111 158H112V160L111 161H118V158L119 157H117L116 155H115V153H114V155L113 154H111ZM13 157V156H12ZM189 157H192V156H189ZM110 158V157H109ZM179 158V157H178ZM185 158H186V156H185ZM184 158V159H185ZM193 158V157H192ZM226 158V157H225ZM262 158V157H261ZM177 160V159H176ZM179 160V159H178ZM197 160V159H196ZM218 160V159H217ZM167 161H169L170 163H175L174 161V158L173 159H168ZM166 161V162H167ZM207 161V160H206ZM211 161V160H210ZM223 161H225L226 162V159H224ZM177 162V161H176ZM188 162H189V160H188ZM192 162V161H191ZM220 162H222V161H219V166L221 165L220 164ZM224 162V164H222L223 166H222V168L223 169H225L226 170V174L228 175H231V174H237V173H239V170H240V168L238 167V166H235L234 165V163L233 164H230V165H228V166H226L225 167V163ZM110 163V162H109ZM181 163V162H180ZM193 163V162H192ZM228 163V162H227ZM245 163V162H244ZM255 163V164H254ZM217 165H218V163H217ZM114 166V164L113 163H110L108 166H107V168L109 169V171H111V173H113L114 171L112 170V167ZM180 166V165H179ZM182 166V165H181ZM189 166V165H188ZM213 166V165H212ZM241 166V165H240ZM251 166L249 167V168H251ZM184 167V166H183ZM209 167V166H208ZM260 167H262V168H260ZM220 168V167H219ZM210 168V172L211 173H215V172H219V171H221L220 169H222V168ZM202 169V168H201ZM213 169H214V172H213ZM215 169L217 170V171H215ZM114 170H115V168H114ZM14 171V170H13ZM11 172V171H10ZM106 172V171H105ZM13 173V172H12ZM11 173V174H12ZM106 174V173H105ZM105 174H103L104 176H105ZM197 174V173H196ZM108 175H109V173H108ZM115 175V174H114ZM225 175V174H224ZM239 175V174H238ZM15 176H16V173H15ZM103 176V177H104ZM109 176H112V175H109ZM115 176H117V175H115ZM114 176V177H115ZM100 177V176H99ZM118 177V176H117ZM235 177V176H234ZM233 177V178H234ZM255 177V178H256ZM105 179V178H104ZM110 179V178H109ZM121 179V178H120ZM107 180H108V178H107ZM260 180V181H259ZM263 180V181H262ZM115 181V180H114ZM117 182V181H116ZM125 183V182H124ZM109 184V183H108ZM117 184H119V183H117ZM105 187V186H104ZM251 187V186H250ZM252 190H251V193H252ZM205 191V190H204ZM242 192V191H241ZM245 193V192H244ZM205 194V193H204ZM248 194H249V192H248ZM258 194H260V195H258ZM171 195V194H170ZM240 195H241V193H240ZM243 195V194H242ZM253 195V194H252ZM247 196V195H246ZM249 196V195H248ZM247 196V197H248ZM167 197V196H166ZM169 197V196H168ZM252 197H254V196H252ZM171 198V197H170ZM173 198V197H172ZM256 198H258V197H256ZM178 199V198H177ZM262 199V198H261ZM176 200V199H175ZM16 201V200H15ZM203 201V200H202ZM143 204V203H142ZM207 204V203H206ZM144 205V204H143ZM145 206V205H144ZM246 206H247V204H246ZM136 207H138V206H136ZM188 207H189V205H188ZM187 208V207H186ZM137 209H139V208H137ZM148 210V209H147ZM138 211V210H137ZM144 211H138V213L139 214H142ZM185 212H187V211H185ZM189 212V211H188ZM250 212V211H249ZM145 213V212H144ZM251 213V212H250ZM147 215V214H146ZM172 216H175V215H172ZM219 217V216H218ZM221 218V217H220ZM114 219H119L118 217H114L113 219H111V228H110V232H111V234H113V231L115 230V229H113V220ZM212 219L214 220V222L216 221V220H218L217 218H213L212 217ZM127 220H132V221H135V222H138V221H141V222H145L146 224H148V225H150V226H155V225H161V226H164V228H165V230L174 238V239H176V241H174V244L175 245H177V248H176V251H174L173 250V252H167V253H163V254H161V256H163V257H165L166 256V258L164 259V258H161V256H158V257H156L155 259H152V260H145V259H150V258H141V257H139V259H137L138 257H134V258H130L129 260L130 261H132V262H137V263H144V264H156V262L158 261L157 260V258L158 259H160V262H162V260H167V259H169L170 258V260L169 261H173L174 260V258L176 257V255L178 254V253H180V250L184 247V245H182L181 243H179L178 241H177V237L178 236H187V239H188V237L190 236V231H188V230H185V231H183L182 230V227H177V228H174V226L172 225V224H167V223H164V222H156V221H150V220H147V218H145V217H142V216H138V215H136V217L134 216H132V217H128L127 218ZM118 222V226L120 225V226H122V227H125V226H127V224H126V222H125V219L123 220V223L122 222H120V221H117ZM107 223V222H106ZM108 226V225H107ZM126 228V227H125ZM127 228H128V226H127ZM190 240H191V238H190ZM189 239L187 240V243L190 241ZM190 242H192V241H190ZM189 242V243H190ZM181 244V245H180ZM182 253L184 252L183 250L181 251ZM172 253V254H171ZM0 255H2L1 253H0ZM180 255V254H179ZM151 258H153V257H151ZM123 259H121V258H118V246H117V248H116V252H115V262L117 263V264H119L120 263V261H122ZM127 261V260H126ZM151 261V262H150ZM122 262H124V261H122Z\"/></svg>","mask_w":264,"mask_h":264},{"label":"clouds","instance_id":"obj_4","mask_svg":"<svg viewBox=\"0 0 264 264\" xmlns=\"http://www.w3.org/2000/svg\"><path fill=\"white\" fill-rule=\"evenodd\" d=\"M44 7H48V5H44ZM3 78H4V108H7L8 104V93H7V81L9 78V67L11 64H13V61L10 60V54H9V48H8V41H7V36L4 38V45H3ZM5 127H7V115L5 114ZM5 152H4V157H5V168L8 167L7 163V137H5ZM56 175H59L56 173ZM15 181L14 180H9L8 174L5 173L4 175V187L3 191L5 193H8L9 191H20L21 188L15 187ZM68 186V182L64 179L61 178L60 180L55 179L54 177H49L47 184H45L44 181L40 182V185L38 187H32L31 185L27 186L23 190L26 191H40L43 193H54L57 191V189H64ZM10 200L7 195L4 196L3 198V203L5 205L4 211H3V225H2V230H0V242H2L3 250L5 255L8 253V249L10 245H19L21 243L22 238L19 236V233L17 232V236L15 237H10L8 235V232L10 231V225H9V220L10 219H15L16 216L13 215L10 217L9 215V210L7 209V205L9 204ZM47 203L46 200H44L42 197L41 198H19L16 200V203L23 208L25 205H28L29 207L33 204L37 203ZM36 216H38L37 223L41 225H47L49 224L48 221L44 220L42 217L39 216L38 212H34ZM4 264H10V262L5 259ZM22 264H34V262L25 260L22 262Z\"/></svg>","mask_w":264,"mask_h":264},{"label":"built area","instance_id":"obj_5","mask_svg":"<svg viewBox=\"0 0 264 264\" xmlns=\"http://www.w3.org/2000/svg\"><path fill=\"white\" fill-rule=\"evenodd\" d=\"M128 229L121 235L118 244V258L123 260L141 257L151 258L161 256L163 253L176 251L174 239L161 225L150 226L145 222H126ZM118 222H113V233H116ZM177 241L184 245L187 236H178ZM172 254V253H171Z\"/></svg>","mask_w":264,"mask_h":264}]
</instances>
